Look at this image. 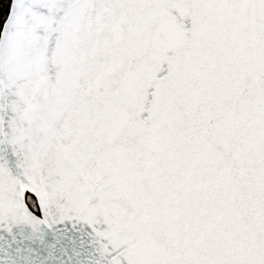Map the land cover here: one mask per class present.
<instances>
[{"label": "snow or ice", "instance_id": "1", "mask_svg": "<svg viewBox=\"0 0 264 264\" xmlns=\"http://www.w3.org/2000/svg\"><path fill=\"white\" fill-rule=\"evenodd\" d=\"M0 17V264H264V0Z\"/></svg>", "mask_w": 264, "mask_h": 264}, {"label": "trees", "instance_id": "2", "mask_svg": "<svg viewBox=\"0 0 264 264\" xmlns=\"http://www.w3.org/2000/svg\"><path fill=\"white\" fill-rule=\"evenodd\" d=\"M4 3V0H0V4H3ZM8 3H10V0H8ZM4 13L6 15V6H5V9H4ZM3 24V18L0 17V26H2Z\"/></svg>", "mask_w": 264, "mask_h": 264}]
</instances>
